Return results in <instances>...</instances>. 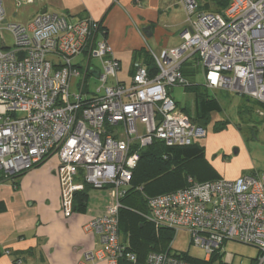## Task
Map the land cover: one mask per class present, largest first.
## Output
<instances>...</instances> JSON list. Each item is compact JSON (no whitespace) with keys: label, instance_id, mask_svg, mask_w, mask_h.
<instances>
[{"label":"built area","instance_id":"obj_1","mask_svg":"<svg viewBox=\"0 0 264 264\" xmlns=\"http://www.w3.org/2000/svg\"><path fill=\"white\" fill-rule=\"evenodd\" d=\"M177 1L187 17L180 45L150 54L154 77L135 61L130 83L124 84L109 44L94 41L97 25L91 19L71 23L40 13L28 28L7 24L0 0V183L56 154L65 218L74 213L75 194L86 187L106 190L105 212L84 231L99 237L110 264L137 262L119 233L121 200L139 160L137 148L153 141L184 147L207 136L169 94L171 88L191 85L181 72L184 63H200L205 89L264 106V0H220L228 2L221 13L198 11L196 0ZM4 32L12 36L13 46L4 42ZM92 59L100 70L90 64ZM93 77L99 85L91 93ZM256 114L264 117L262 110ZM187 184L148 198L143 218L172 230L173 239L185 230L189 245L206 252L204 264L219 257L226 242L257 247L254 264H264V172L203 183L188 178ZM173 239L165 251L149 252L144 264H200L172 253ZM232 258L220 262L232 264Z\"/></svg>","mask_w":264,"mask_h":264},{"label":"crops","instance_id":"obj_2","mask_svg":"<svg viewBox=\"0 0 264 264\" xmlns=\"http://www.w3.org/2000/svg\"><path fill=\"white\" fill-rule=\"evenodd\" d=\"M196 2L198 11L214 12L209 10L207 0ZM2 7L7 24L27 28L43 12L63 16L71 23L84 18L91 19L97 25L94 41L105 39L109 44L113 56L119 62L118 79L124 84L130 83L135 61H140L146 67V56L149 57L151 53L158 56L163 49H174L180 45V33L185 27L183 15H186L177 0H2ZM84 58L85 54L81 56V61ZM188 64L200 66L201 69L202 66L197 60L184 63L183 76L189 81V77L195 75ZM202 75L204 77L203 69ZM244 108L252 110L245 105L240 111H244ZM256 108L260 109L259 105ZM221 137L219 134H210L203 139L204 142L201 141L205 157L217 149L214 143ZM58 165L59 161L56 167L48 171V175L56 177L58 181L55 205L48 191L45 193L47 199H39L27 191L25 179H19L31 171L35 176L38 173L35 169L39 166L16 179L0 183V264H110L99 237L84 231L88 222L103 215L108 203L103 207L89 208V198L85 214L74 212L70 218H65L60 210V196L58 199ZM254 169V165L246 162L233 171L224 169L219 179L234 180L239 176L253 175L256 174ZM31 182L34 180L31 179ZM54 184H57L55 179ZM95 196L91 197L92 205L96 201ZM120 237L127 248L126 238L121 234ZM90 254L93 258L87 260L86 256ZM116 264H144V260L136 263L119 260Z\"/></svg>","mask_w":264,"mask_h":264},{"label":"rangeland","instance_id":"obj_3","mask_svg":"<svg viewBox=\"0 0 264 264\" xmlns=\"http://www.w3.org/2000/svg\"><path fill=\"white\" fill-rule=\"evenodd\" d=\"M206 4H208L210 11L215 12L222 8L218 2L213 0H207ZM183 19H185L186 23V15H183ZM192 19H194V17ZM3 37L7 46H13V38L8 32H4ZM80 62L81 57H78V59H76V63ZM90 64L96 67L97 71L100 70L99 62L96 59H92ZM187 66L190 67L189 69L195 75L194 77H189V82L192 85L202 86L204 84V77L202 75L201 67L195 65L193 66V64H188ZM80 71L82 72L83 70L80 69ZM76 81L77 80L73 81V86ZM98 85L99 84L95 77L91 78L90 92L93 93ZM169 94L172 100L178 103L179 108H188L189 110L193 108V93L185 91L182 87H174L169 89ZM206 94L210 99L216 98L222 109L221 112L211 113L205 126L207 135H222V137L217 139L216 143H214L217 149H214L209 156L204 157L203 160L180 163L181 165H177L178 170L176 172H174V167L171 168L169 170V173L171 174L170 178L178 180L181 176L183 178L188 176L187 178L192 179L194 182L206 178H219V174L222 173L224 169L233 171L240 168L242 165H245L246 162L254 165L256 174L263 173L264 118L259 117L256 114V111L263 109L257 110L256 107L258 105L253 101L247 102L245 98H241L224 91L208 90ZM245 105H248L253 111L244 108V111H241L240 113L241 107ZM23 116V114H17L16 118H22ZM223 123L226 124L221 126ZM139 133H143L142 125L139 126ZM204 140L202 141L204 142ZM57 164L58 158L56 154H54L37 169H35L38 170V173L35 176L31 173V171L25 176L19 178L20 180L22 178L25 179L26 183L24 186L27 187V191L35 194L39 197V199H47L48 197L45 193L48 191L53 205L56 204V192L59 191L58 181L56 177H50L48 175V171L50 168L56 167ZM247 172L251 171L247 170ZM31 179L34 180L33 183L31 182ZM54 179L57 184H54ZM36 182L41 185H36ZM17 184H19V182H17ZM57 188L58 190L56 191ZM90 193L91 197L92 195H96V201H94L92 205V198L89 197V208L106 206L108 203V192L106 190H92ZM59 196L60 195H58V199ZM152 227L155 228L154 226ZM154 230H156V233L158 232L156 228ZM149 239V228H145L142 230L141 236H138V240L150 247L151 243ZM172 246V253H185L187 254L189 260L195 263L203 262L206 259V252L203 249L189 245V237L185 230H180L175 234ZM227 255H232V264H254L260 253L257 247L252 245H245L237 242H226L221 247L220 256L214 257L213 264H221L220 260L223 262L226 261Z\"/></svg>","mask_w":264,"mask_h":264},{"label":"trees","instance_id":"obj_4","mask_svg":"<svg viewBox=\"0 0 264 264\" xmlns=\"http://www.w3.org/2000/svg\"><path fill=\"white\" fill-rule=\"evenodd\" d=\"M213 1L218 2L222 7L216 11L217 13H221L228 5L227 1ZM144 62L149 70L150 77H154L157 69L154 67L151 57L146 56ZM181 72L184 74L182 68ZM185 91L191 92L194 95L193 108L191 111L188 108H180V110L190 117L193 124L205 129L209 115L213 112H221V106L214 98H208L206 94L207 90L201 86L191 84L185 88ZM246 100L251 101L249 99ZM176 104L179 107L178 103ZM256 104L259 105L258 103ZM259 107L264 110V106L259 105ZM225 124L223 123L221 126ZM136 152L138 153L139 160L135 169L132 171L131 182L126 189L125 196L121 200L122 207L119 211V233L126 238L128 244L127 251L133 253L137 258V262H140L141 260H145L149 252L165 251L174 236L172 230L155 227L143 218L146 212L147 199L181 190L188 186V176L184 178L181 176L180 179L174 180L170 178L171 174L169 170L174 167V172H176L178 170L177 165H181L180 163L203 160L205 151L201 141H194L189 146L184 147H168L163 142L153 141L147 147L137 148ZM43 162L36 167L40 166ZM20 176H16L13 179ZM217 179L219 178H206L196 182L203 183ZM90 190V188L86 187L84 191L75 194L73 206L75 213L85 214L87 212L88 193ZM152 226L157 229V233ZM145 228H149L150 247L138 240V236H141L142 230ZM180 257L188 262L195 263L190 261L185 253H181ZM200 264L204 263L200 262Z\"/></svg>","mask_w":264,"mask_h":264},{"label":"water","instance_id":"obj_5","mask_svg":"<svg viewBox=\"0 0 264 264\" xmlns=\"http://www.w3.org/2000/svg\"><path fill=\"white\" fill-rule=\"evenodd\" d=\"M44 13V12H43Z\"/></svg>","mask_w":264,"mask_h":264}]
</instances>
